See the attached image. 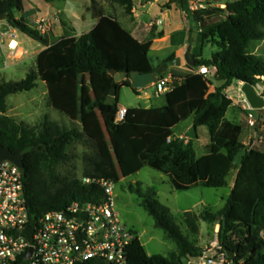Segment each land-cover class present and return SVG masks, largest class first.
<instances>
[{
  "label": "trees",
  "instance_id": "16d2710c",
  "mask_svg": "<svg viewBox=\"0 0 264 264\" xmlns=\"http://www.w3.org/2000/svg\"><path fill=\"white\" fill-rule=\"evenodd\" d=\"M51 2L55 0H44ZM185 2V0H180ZM132 13L135 0H112ZM14 8L22 13L16 17ZM215 8L226 17L202 32L204 41L217 49L209 59L194 56L193 72L185 77L173 75V89L167 93L163 107H129L123 122L115 121L119 110V90L132 86L130 78L118 82L113 103H107L114 87L115 74L155 70L149 56L153 39L163 36L152 30L140 42L103 10L97 0L90 9L99 19L90 31L77 36L67 19L62 18L63 35L54 42L24 16L23 0H0V14L9 24L46 46L37 56V68L21 80H3L0 76V143L24 160V183L29 212L36 218L43 212L62 209L70 202L97 201L103 189L97 183L63 175L58 168L70 160L69 148L83 142L92 148L85 153L84 176L118 182L149 166L167 175L174 188L188 190L193 186H228V175L239 167L235 184L219 211L206 208L182 214L189 232L198 234L200 219L219 224L218 240L231 251L230 264H264V150L246 149L241 140L242 126L226 117L233 99L226 93L235 81L264 86V56L251 50L254 41L264 39V0H235L224 8ZM201 65L215 67L214 78L222 84L210 91L213 81L195 72ZM163 77V75H158ZM44 81L54 109L80 126L66 127L45 119L39 129L18 123L7 112V97L30 91L37 79ZM193 115L194 128L207 126L210 133L209 153L197 155L193 141L174 137L172 128ZM241 155L239 165L236 159ZM141 204L177 245L169 255H149L137 237L128 247V264H182L188 256L200 254L190 236L183 231L169 207L157 199L153 186L143 188L130 184ZM25 262L21 257L14 264ZM82 264H105L91 260Z\"/></svg>",
  "mask_w": 264,
  "mask_h": 264
},
{
  "label": "rangeland",
  "instance_id": "374dc122",
  "mask_svg": "<svg viewBox=\"0 0 264 264\" xmlns=\"http://www.w3.org/2000/svg\"><path fill=\"white\" fill-rule=\"evenodd\" d=\"M91 0H64L45 2L44 0H24V5L31 8L34 12L38 11V3L42 4L41 12L39 15L31 18L36 22V26H43L45 33L48 35L51 42L57 41L63 34L61 28V19H67L70 23L68 16L76 17L81 8L88 7L87 3ZM99 5L104 11H112V0H97ZM226 5H222L216 8H224ZM210 8V7H209ZM208 8V9H209ZM87 9V8H86ZM209 13L213 19L210 21L218 22L220 19L226 17V13L218 11L217 9L210 8ZM16 17H21L22 13L18 10L14 11ZM23 14H25L23 12ZM77 19V18H76ZM72 22V21H71ZM86 22L83 26H85ZM0 26L2 29L11 27L6 18L0 19ZM80 31H84L85 28L77 24ZM16 36L14 37L18 41L19 47L26 52L22 54V50L18 53H14L15 60L25 59V63L18 65H11L12 59H7V67L0 72V76L3 80H21L26 77L27 73L31 69L37 68V57L35 54L39 51L38 47L41 45L38 41L32 39L27 34L16 29ZM62 34V35H61ZM177 41L182 40V44L176 45V48L181 52L189 50V54L201 53L205 58H210L212 52L217 49L216 45L208 44L204 41L205 45H202V35L193 30L190 37H177ZM8 45L10 49L15 46ZM202 49V50H201ZM251 50L257 54L264 56V39L254 41L251 44ZM8 52V50H6ZM164 50L153 49L150 54L152 58L156 59L162 56ZM24 61V60H23ZM21 64V65H20ZM166 75V74H165ZM237 85L234 84L228 91L229 95L233 96L234 103L227 111L226 117L230 120H235L243 126L241 139H247L248 135H253L256 142H254L255 148L264 150V109H254V114L257 118V127H251L249 125L247 112L242 110L240 96L238 95ZM262 88L260 91H264V86L259 84ZM144 92H148L150 99L147 101L143 97H138L137 94L130 88L122 86L119 90L120 102L122 105L137 106H154L160 107L164 103V95L157 94L156 87L153 85L147 87ZM240 92V91H239ZM163 94V93H162ZM161 95V96H160ZM7 115L12 117L18 123H23L28 127L39 129L45 119L55 121L62 126L68 128L73 126H80L79 123L73 122L68 116L61 113L59 110L53 108L49 98V90L44 81L40 78L37 79V86L30 91H23L19 93L11 94L7 97ZM189 119H185L178 127L174 128V133H178L180 128L186 126ZM194 139L195 149L198 156L204 161L203 156L209 151L208 145L210 143V136L207 126H198L197 129L193 128L188 134ZM246 149L252 145L247 144ZM92 148L83 142L73 144L69 148L70 160L61 165L58 171L63 175H71L81 178L84 176V160L85 153H91ZM241 161V155L236 159V165H239ZM237 166L234 167L228 176L229 185L225 187H205L202 185H196L188 190H179L173 187L167 175L160 171H157L149 166L142 167L137 173L122 178L118 182H114V193L116 199V209L120 214L121 219L129 226L134 228L140 237L141 242L145 246V249L149 255L163 254L169 255L172 252L177 251L176 242L170 238L165 231L157 227L155 219L147 212L144 206L141 204L139 195L132 192L129 189V185L133 184L137 186L139 182L143 184V188L153 186L157 190V199L165 206L169 207L171 212L179 217L177 222L185 233L190 236V239L201 248V251L211 248L215 241H218V232L220 229L219 224L209 223L203 219H200V230L198 234H192L189 232L188 226L184 223L182 214L189 210L202 213L206 208L216 212L219 211L226 202V197L231 192V187L235 181V175ZM182 264L186 263V258L182 260Z\"/></svg>",
  "mask_w": 264,
  "mask_h": 264
},
{
  "label": "built area",
  "instance_id": "2783aa9c",
  "mask_svg": "<svg viewBox=\"0 0 264 264\" xmlns=\"http://www.w3.org/2000/svg\"><path fill=\"white\" fill-rule=\"evenodd\" d=\"M191 12H203L211 7L210 0H188ZM38 28L45 32L43 26ZM196 71L204 75L215 72V67L201 65ZM243 84L242 81H240ZM157 94L173 89L171 77H161L154 83ZM259 92L264 91L259 84ZM241 108L247 112L249 125L257 127L254 109L242 88ZM128 113L119 107L115 121L121 123ZM247 144H250L249 142ZM85 183H97L103 189L97 201L70 202L62 209L43 212L31 217L25 191L23 168L10 159L0 160V264H82L91 260L105 264H128L129 245L139 237L116 209L114 182L106 178L82 176ZM33 226L32 241L25 229ZM33 247L32 255H26ZM187 264H230L226 249L215 241L211 248L196 256H188Z\"/></svg>",
  "mask_w": 264,
  "mask_h": 264
},
{
  "label": "crops",
  "instance_id": "0c3cea01",
  "mask_svg": "<svg viewBox=\"0 0 264 264\" xmlns=\"http://www.w3.org/2000/svg\"><path fill=\"white\" fill-rule=\"evenodd\" d=\"M55 1H64V0H55ZM232 1H235V0H210L211 6H214V7L226 5L227 3L232 2ZM37 3H38L37 12H34L33 10H31V8L24 5V13H25L24 16L27 18V20L31 24H34V25L36 24V22L31 20V18L38 16L39 11L41 12V9H42V4L40 2H37ZM23 4H24V0H23ZM88 5L90 6V1L87 3V6ZM86 8L85 9L81 8L79 14L75 18L70 15L68 16V18L70 19L69 24L75 29V34L77 36L81 35L82 33L92 30L99 21V19L94 16L93 10L89 9L88 7ZM209 9L203 12H191L188 7V0H185V2H182L180 0H135L132 13L130 14L127 13L125 10V7L115 4V3H113L112 11H110L109 13L113 14L117 18L119 23L122 25V27H124L127 31H129L132 34V36L135 37L140 42L146 41L150 37L152 30L155 31V33L157 34L159 32L164 33L163 36H158L153 39V42L149 50V56L152 60V65L154 66L155 70L161 64L165 62L168 63L170 60L174 58H177V57L180 58L181 60L180 64H175V65L169 64L168 69L163 74H161L163 75V77H171L173 79V75L185 77L193 72V69L191 68V64L194 60V56H198V58L209 59V58H205L202 52L194 53L190 55L188 49L186 52L185 51L181 52L180 49L176 48V45L179 46L180 44H182V40L180 39V41H177L176 36L177 37L180 36L182 38L186 35L190 37V34L193 33V30H196L202 35V32L208 29V26L215 23L214 21H210L213 19V17L209 13ZM85 22L86 24L85 26H83ZM77 24L83 26L80 28H85V30L80 31ZM61 28H62V34H63L64 30H63L62 25H61ZM15 31H16V28L12 26L7 27L5 29H2V27L0 26V72L3 71L5 67H7L8 65L6 62L7 59L11 58L12 61H14L12 62L11 65H18L19 63L23 64L26 61L25 59H22V60L14 59V56H13L14 53H18L21 50H22V54L26 52L21 47H19L18 41L14 38L16 36ZM202 38H203V35H202ZM202 41H203L202 45L204 46L205 45L204 39H202ZM205 42H207L208 44L215 45L213 42H209L208 40ZM13 43H16L17 47H13L12 49H10L8 45L12 46ZM38 48H39L38 49L39 51L35 54L36 57L42 50L46 48V46L41 44ZM153 49H158L160 51L164 50V53L162 54V56H159L156 59H154L152 58L150 54L151 50ZM6 50H8V52H6ZM194 69H195V72H197L196 68ZM207 76L213 81V84L210 86V89H209L210 91H214L216 87L222 84L221 81H218L214 78V72ZM159 78L160 77H158L157 79ZM235 83L238 84L237 90H238V95H240L239 91L242 88V84L240 81H235L228 89H226V93L228 95H229L228 90ZM146 88L141 89L140 94H137V96L143 97L147 101L148 99H150V95L148 92H144ZM165 93L161 94V95H164L165 98H164L163 105H161L160 107H163L167 104V97L165 96ZM229 97L234 100L233 96L229 95ZM119 102H120V93H119ZM122 106L127 107V108L135 107L133 105H127V106L122 105ZM137 107L150 108L154 106L147 105V106H137ZM155 108H158V107H155ZM189 118L191 119L190 122H188L185 127L180 128L179 129L180 131L178 133H174L173 129L178 127L179 124H181L185 119L180 121L178 124H176L172 128V131L170 135L168 136V139H171L174 137H180V138H184L186 142H188L189 140H192L193 145L195 147L194 139L188 135L189 132H191V130L194 128V125H193L194 117L193 115H191L186 119H189ZM231 121L238 123L235 120H231ZM242 130H243V126H242ZM253 135H248L247 139L245 140L241 139V140L245 144L248 141L252 145L251 147H253L255 144L254 142H256ZM209 136H210V133H209ZM208 149H209V145H208ZM208 153L209 151L205 153L204 155H207ZM237 168L238 169L236 171L235 180H236L237 173L239 170V167ZM234 184H235V181L231 189L233 188ZM228 185H229V182H228Z\"/></svg>",
  "mask_w": 264,
  "mask_h": 264
},
{
  "label": "water",
  "instance_id": "95a60500",
  "mask_svg": "<svg viewBox=\"0 0 264 264\" xmlns=\"http://www.w3.org/2000/svg\"><path fill=\"white\" fill-rule=\"evenodd\" d=\"M16 10L17 9L14 8V11ZM4 18H6L5 13H1L0 19H4ZM180 63L181 60L180 58L177 57L170 60L168 63L165 62L161 64L156 70L149 72L133 71L130 75L126 74L125 72H117L116 70H113V73L115 74V79L113 81L114 87L112 89L111 95L107 98L106 102L113 103L115 101L117 95L116 84L122 81L123 79L130 78L132 82V86L135 89L141 90L153 85L156 82L158 75L163 74L168 69L169 64L175 65ZM242 82H243L242 91L244 92L251 106L255 109H264V95L259 92L258 85L255 86L249 82H245V81ZM1 159H10L24 169L23 155L21 153H16L12 151L9 147L4 146L0 143V160ZM25 232L29 240L32 241L33 226L28 225L25 229ZM32 252H33V247H30L26 255V259H29L31 257ZM227 252L230 257L233 255L231 251L228 250Z\"/></svg>",
  "mask_w": 264,
  "mask_h": 264
},
{
  "label": "bare ground",
  "instance_id": "6f19581e",
  "mask_svg": "<svg viewBox=\"0 0 264 264\" xmlns=\"http://www.w3.org/2000/svg\"><path fill=\"white\" fill-rule=\"evenodd\" d=\"M13 47H17L16 44H15V46H13Z\"/></svg>",
  "mask_w": 264,
  "mask_h": 264
}]
</instances>
